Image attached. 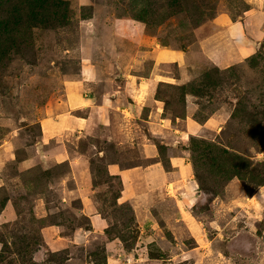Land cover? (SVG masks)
<instances>
[{
    "label": "rangeland",
    "instance_id": "obj_1",
    "mask_svg": "<svg viewBox=\"0 0 264 264\" xmlns=\"http://www.w3.org/2000/svg\"><path fill=\"white\" fill-rule=\"evenodd\" d=\"M0 24V264H264V0H0ZM74 88L83 131L44 140Z\"/></svg>",
    "mask_w": 264,
    "mask_h": 264
},
{
    "label": "crops",
    "instance_id": "obj_2",
    "mask_svg": "<svg viewBox=\"0 0 264 264\" xmlns=\"http://www.w3.org/2000/svg\"><path fill=\"white\" fill-rule=\"evenodd\" d=\"M221 25L226 26L225 29L227 30V33H230V35L232 34L233 36H235V34L236 35L242 34V31L239 27L240 22H238V21H234V22L233 21L232 22L231 21L230 22L225 21ZM241 42H242V40H241ZM244 47L246 49L245 52H248V54H249L248 56L253 54L252 52L255 50L254 46H250L248 44H245ZM210 50L211 49H209L208 51H210ZM250 50H251V52H250ZM180 56L181 55H179L178 53L171 52L167 55V61L168 62H177L179 60ZM208 56H209V58L214 59L213 62L215 64H218V66L221 65V62L219 61V57L217 56V52H214V50H211L210 52H208ZM224 59H225V57L223 56L222 61ZM84 74H86V73H84ZM85 82H86V79L83 78V76H82V81L79 83L83 84V86H84ZM91 102H92V98H89L83 92L77 91L76 88H74L72 90L68 89L67 102L65 103V108H64L63 112H61L59 114H55L53 117L52 116L46 117L41 121V127L43 130V139L44 140H51V139H54L58 136L66 134L68 132H81V131H83L82 129H84V122H86V120L79 116V112L84 110L85 108H88V106H90ZM160 119H161V121H164L163 120L164 118L161 117ZM162 126H164V125H162ZM166 128L170 129L173 132V138H177V139L182 140V141L185 140V137H188V135H195V133H193V131H192L195 128L197 130H200V132H201V125L198 123L197 124L194 123V125H193L192 121L188 120V119L185 123V128L182 130H177V128H173L172 125H171V127H166ZM178 135H180V136H178ZM185 161H186V158L183 156L171 157L169 164H170L172 169L176 170L177 173H179V176H180L184 170H188L189 166H188V163H186ZM109 170H110L112 175L123 177L124 173L121 172V170L119 169V167L116 164H111L109 167ZM135 171H136L135 169L128 170V171H126V174L129 175V174H131V172H135ZM169 183L167 185L171 186L172 184H169ZM179 183H181V180H177V181L173 182V185L175 186L176 192H177V194H179V196H181V195L185 196L187 193V191H185V190H186V187L188 188V186H186V184H184L183 182H182L183 186H180ZM124 185H125V189L127 191L129 188V183L124 184ZM182 188H184V190ZM127 198H129V197H127ZM177 200H179L178 197H177ZM179 210H180L179 213L181 216L184 213H186L183 206H181V208ZM180 218H182V217H180Z\"/></svg>",
    "mask_w": 264,
    "mask_h": 264
},
{
    "label": "trees",
    "instance_id": "obj_3",
    "mask_svg": "<svg viewBox=\"0 0 264 264\" xmlns=\"http://www.w3.org/2000/svg\"><path fill=\"white\" fill-rule=\"evenodd\" d=\"M47 15H48V13H47ZM42 16L44 18H46V11H44L42 13ZM15 28L16 27L11 28V27H8L7 25L0 24V43L6 42V38H8V37H11V36L14 37L15 36V35H13L14 31H12V30H15ZM195 94H197L198 96H200V95L202 96V95L206 94V91L204 89H201V92L199 91ZM208 158H209V161L211 162V164H213L217 168H220L219 163L217 161H215L213 157H211V156L209 157V154H208Z\"/></svg>",
    "mask_w": 264,
    "mask_h": 264
}]
</instances>
